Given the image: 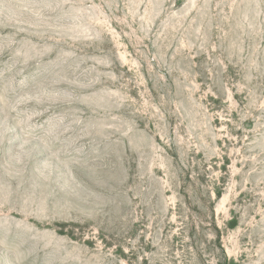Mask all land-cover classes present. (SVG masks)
<instances>
[{
    "label": "rangeland",
    "instance_id": "1",
    "mask_svg": "<svg viewBox=\"0 0 264 264\" xmlns=\"http://www.w3.org/2000/svg\"><path fill=\"white\" fill-rule=\"evenodd\" d=\"M0 264H264V0H0Z\"/></svg>",
    "mask_w": 264,
    "mask_h": 264
}]
</instances>
